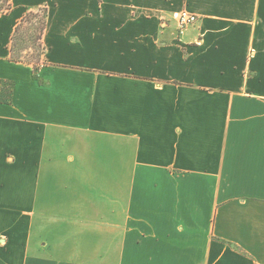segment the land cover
Listing matches in <instances>:
<instances>
[{"label": "crops", "instance_id": "obj_1", "mask_svg": "<svg viewBox=\"0 0 264 264\" xmlns=\"http://www.w3.org/2000/svg\"><path fill=\"white\" fill-rule=\"evenodd\" d=\"M10 4L0 264H264V0ZM43 7L36 70L11 50Z\"/></svg>", "mask_w": 264, "mask_h": 264}, {"label": "rangeland", "instance_id": "obj_2", "mask_svg": "<svg viewBox=\"0 0 264 264\" xmlns=\"http://www.w3.org/2000/svg\"><path fill=\"white\" fill-rule=\"evenodd\" d=\"M24 18V17H23ZM44 14L40 11L31 14L27 21L20 22L19 32H15V54L22 57L25 62L33 64L37 68L41 65L42 56L44 54L39 41L40 21H43ZM18 25V26H19Z\"/></svg>", "mask_w": 264, "mask_h": 264}, {"label": "trees", "instance_id": "obj_3", "mask_svg": "<svg viewBox=\"0 0 264 264\" xmlns=\"http://www.w3.org/2000/svg\"><path fill=\"white\" fill-rule=\"evenodd\" d=\"M11 10H12V5L10 4V0H0V14L9 13ZM38 11H40L44 14L43 21H40V23H39V24H41L40 25V36H39V41L41 43L43 36H44V33H45V30L47 28L48 8L43 7V8L36 10V11H29L28 13L25 14L21 23L26 22L27 18L31 14L38 12ZM20 25L17 27L16 32H19L20 27H21ZM15 40H16V38L13 37L11 59L14 62H25V60L22 57H19L15 54ZM41 47H42L43 52H44L43 43H41ZM35 69L36 70L38 69L37 66L35 67ZM13 100H14V83L12 81H9V80L0 79V103L1 104H12Z\"/></svg>", "mask_w": 264, "mask_h": 264}, {"label": "built area", "instance_id": "obj_4", "mask_svg": "<svg viewBox=\"0 0 264 264\" xmlns=\"http://www.w3.org/2000/svg\"><path fill=\"white\" fill-rule=\"evenodd\" d=\"M173 19L176 21L180 35H183L189 27L194 26L198 22V16L185 9L175 12Z\"/></svg>", "mask_w": 264, "mask_h": 264}]
</instances>
